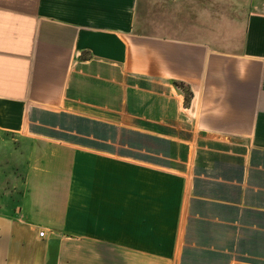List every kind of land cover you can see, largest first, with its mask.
<instances>
[{"label": "crops", "instance_id": "crops-1", "mask_svg": "<svg viewBox=\"0 0 264 264\" xmlns=\"http://www.w3.org/2000/svg\"><path fill=\"white\" fill-rule=\"evenodd\" d=\"M139 13L0 0V264H264V0Z\"/></svg>", "mask_w": 264, "mask_h": 264}, {"label": "rangeland", "instance_id": "rangeland-1", "mask_svg": "<svg viewBox=\"0 0 264 264\" xmlns=\"http://www.w3.org/2000/svg\"><path fill=\"white\" fill-rule=\"evenodd\" d=\"M139 16L149 28L152 27V23L191 28L206 27L205 23L209 24V20L202 17V0H140ZM197 21L202 22V25H196ZM191 32L197 33L193 30ZM80 119L85 125L92 122L90 119L82 117Z\"/></svg>", "mask_w": 264, "mask_h": 264}, {"label": "trees", "instance_id": "trees-1", "mask_svg": "<svg viewBox=\"0 0 264 264\" xmlns=\"http://www.w3.org/2000/svg\"><path fill=\"white\" fill-rule=\"evenodd\" d=\"M175 84L184 93L185 105L189 106L191 101H192V98L194 96V93H193L191 87L188 84H186L184 82H180V81H176Z\"/></svg>", "mask_w": 264, "mask_h": 264}, {"label": "built area", "instance_id": "built-area-1", "mask_svg": "<svg viewBox=\"0 0 264 264\" xmlns=\"http://www.w3.org/2000/svg\"><path fill=\"white\" fill-rule=\"evenodd\" d=\"M45 235H46V232L45 231L40 232V236L41 237H44Z\"/></svg>", "mask_w": 264, "mask_h": 264}]
</instances>
